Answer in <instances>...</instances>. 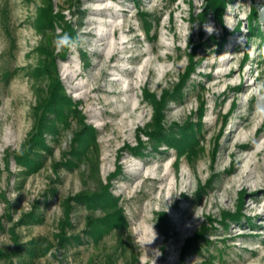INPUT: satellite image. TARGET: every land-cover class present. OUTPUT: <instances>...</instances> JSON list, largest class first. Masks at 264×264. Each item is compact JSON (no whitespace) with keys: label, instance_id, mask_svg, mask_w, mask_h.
Returning <instances> with one entry per match:
<instances>
[{"label":"rangeland","instance_id":"rangeland-1","mask_svg":"<svg viewBox=\"0 0 264 264\" xmlns=\"http://www.w3.org/2000/svg\"><path fill=\"white\" fill-rule=\"evenodd\" d=\"M213 1L0 0V264H264V0Z\"/></svg>","mask_w":264,"mask_h":264},{"label":"clouds","instance_id":"clouds-1","mask_svg":"<svg viewBox=\"0 0 264 264\" xmlns=\"http://www.w3.org/2000/svg\"><path fill=\"white\" fill-rule=\"evenodd\" d=\"M230 8L239 9L240 3H236L234 6L230 5ZM250 4H244V8L250 9ZM228 14V12H227ZM257 23L261 30H264V3L256 5ZM227 26V25H226ZM230 28V27H229ZM232 29V28H230ZM206 30L211 34L213 29L210 26H206ZM233 30V29H232ZM77 40L74 39L69 33H60L57 29V34L52 41L53 48L56 53H61L65 49L71 50L77 46ZM253 54L261 59H264V46L258 48L254 47ZM249 99L254 98L253 116L264 119V79H258L252 82V86L247 92Z\"/></svg>","mask_w":264,"mask_h":264},{"label":"trees","instance_id":"trees-1","mask_svg":"<svg viewBox=\"0 0 264 264\" xmlns=\"http://www.w3.org/2000/svg\"><path fill=\"white\" fill-rule=\"evenodd\" d=\"M213 2H215V0L213 1ZM212 3V2H211ZM216 4V3H215ZM43 18H46V19H44V20H46V22H47V24H49L50 22H52V18H51V16H48V18H47V15L46 14H44L43 15ZM57 95H60V93L58 94V93H56ZM57 95H55V97L57 96ZM61 97H63L62 95H60ZM69 104H71V103H69ZM162 104L163 103H160V105H159V107L158 106H156V115H157V117H158V120L160 119V116H161V107H162ZM72 105V104H71ZM71 105H68V104H66V105H64L61 109H58L57 107H54V106H58L57 104L56 105H54L53 104V109H51L53 112H57V113H59V115L57 116V118L59 119V118H66V111H65V109L64 108H66V107H71ZM61 106V105H60ZM69 107V108H70ZM64 109V110H63ZM68 112H80V111H78L77 109H76V107L73 105V107H71V109L70 110H68ZM81 118H82V116H81ZM82 120V119H81ZM160 121V120H159ZM82 122V121H81ZM162 131H163V128L159 125V128L157 129V131H154V133H152V136H154L155 138H154V140L156 139V138H158L159 139V136L160 137H162V138H164L165 137V135H164V133H162ZM93 135V131H92V129H90L89 127H83V136H81V137H84V136H92ZM176 135H172V139H175L176 140V137H175ZM80 136H79V139L81 138ZM174 140V141H175ZM157 141H159V140H157ZM175 143V142H174ZM110 200V199H109ZM108 202V201H107ZM109 204H111L112 203V201L111 202H108ZM107 204V203H106ZM113 204V203H112ZM108 205V204H107Z\"/></svg>","mask_w":264,"mask_h":264}]
</instances>
